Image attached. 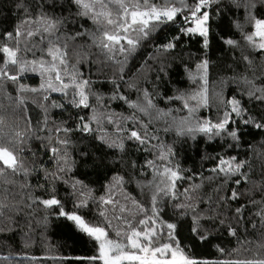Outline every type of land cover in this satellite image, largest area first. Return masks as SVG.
I'll list each match as a JSON object with an SVG mask.
<instances>
[{"label":"snow or ice","instance_id":"1","mask_svg":"<svg viewBox=\"0 0 264 264\" xmlns=\"http://www.w3.org/2000/svg\"><path fill=\"white\" fill-rule=\"evenodd\" d=\"M49 262L264 264V0H0V264Z\"/></svg>","mask_w":264,"mask_h":264},{"label":"trees","instance_id":"2","mask_svg":"<svg viewBox=\"0 0 264 264\" xmlns=\"http://www.w3.org/2000/svg\"><path fill=\"white\" fill-rule=\"evenodd\" d=\"M196 47L198 46L194 45L193 50H195ZM221 52L222 49L214 45L211 53L213 59L221 55ZM256 138L259 139L258 136ZM247 139L251 140L252 137H248ZM213 147H210L209 151H213ZM194 158V153L188 151L186 153L185 166H191L193 164ZM36 219L38 220L39 216H37ZM33 223L34 228L32 232V239L30 241L31 247L26 250L29 254L42 256L46 254L49 248L63 253H82L86 250V243L78 236L74 235L63 220H53L46 231L40 226L35 225V221ZM11 239L17 248H21L22 242L18 235L12 237ZM235 244L236 242L233 240L231 244L226 246L230 249L231 247H234ZM21 250L23 251V249Z\"/></svg>","mask_w":264,"mask_h":264}]
</instances>
